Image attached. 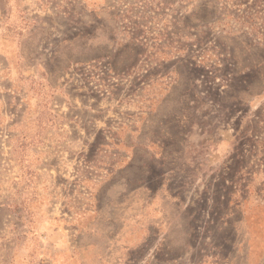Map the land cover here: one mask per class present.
I'll use <instances>...</instances> for the list:
<instances>
[{"label":"rangeland","instance_id":"obj_1","mask_svg":"<svg viewBox=\"0 0 264 264\" xmlns=\"http://www.w3.org/2000/svg\"><path fill=\"white\" fill-rule=\"evenodd\" d=\"M1 34L0 264H264V0H0Z\"/></svg>","mask_w":264,"mask_h":264},{"label":"crops","instance_id":"obj_2","mask_svg":"<svg viewBox=\"0 0 264 264\" xmlns=\"http://www.w3.org/2000/svg\"><path fill=\"white\" fill-rule=\"evenodd\" d=\"M14 29H15V27H13ZM3 40V36H2V34L0 35V41H2ZM5 55H3V54H1L0 53V57H4ZM4 124H5V121H4V119L0 116V134H2L1 133V130L3 129V127H4Z\"/></svg>","mask_w":264,"mask_h":264}]
</instances>
